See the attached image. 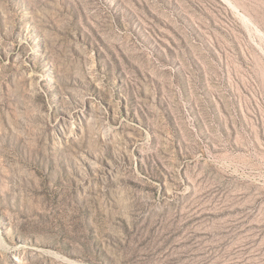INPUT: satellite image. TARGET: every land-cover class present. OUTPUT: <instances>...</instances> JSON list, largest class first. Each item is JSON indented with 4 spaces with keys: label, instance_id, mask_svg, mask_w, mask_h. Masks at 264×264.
<instances>
[{
    "label": "rangeland",
    "instance_id": "374dc122",
    "mask_svg": "<svg viewBox=\"0 0 264 264\" xmlns=\"http://www.w3.org/2000/svg\"><path fill=\"white\" fill-rule=\"evenodd\" d=\"M0 264H264V0H0Z\"/></svg>",
    "mask_w": 264,
    "mask_h": 264
}]
</instances>
